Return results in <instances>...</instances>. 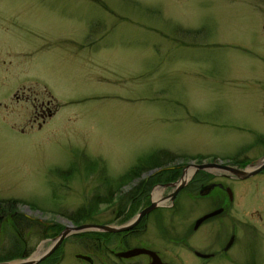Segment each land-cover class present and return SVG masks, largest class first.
<instances>
[{
  "label": "rangeland",
  "instance_id": "1",
  "mask_svg": "<svg viewBox=\"0 0 264 264\" xmlns=\"http://www.w3.org/2000/svg\"><path fill=\"white\" fill-rule=\"evenodd\" d=\"M32 100L51 110L39 127ZM263 152L264 0H0V200L34 224L66 226L97 195L111 201L92 222L107 224L115 199L140 188L134 205L143 204L153 183L176 181L196 159L244 163ZM133 165L142 170L120 177ZM255 177L232 183L240 209L187 241L212 205L191 180L170 203L156 189L166 211L135 243L174 264H264V173ZM229 229L236 239L223 253ZM91 231L75 232L84 244L68 237L60 264L91 261L74 252L121 264L104 236L90 248Z\"/></svg>",
  "mask_w": 264,
  "mask_h": 264
},
{
  "label": "flooded vegetation",
  "instance_id": "2",
  "mask_svg": "<svg viewBox=\"0 0 264 264\" xmlns=\"http://www.w3.org/2000/svg\"><path fill=\"white\" fill-rule=\"evenodd\" d=\"M42 107L44 108V110L42 109ZM38 110L40 111V113H38V111H35V113L33 114L35 118L42 116V115L44 116L45 115L44 112L48 111L47 107L43 105V102H40L38 106ZM205 159L206 158L203 157L200 160V162L204 164H208V163L213 164L219 161V160L218 161H213V160L205 161ZM263 159H264V152L263 154L257 156L256 158L249 160V161L247 160L244 163H228V164L234 166L236 169H246L247 171H249V170L256 168L263 161ZM220 163L225 164V162H220ZM153 169H155V167L151 168V170ZM158 171H160V168H158ZM179 173L181 176L183 173V170H180ZM261 173H264V167H262L257 172H255L254 174L246 178H240L238 176L231 175L224 169L216 168L213 166H206L202 170L201 169L196 170L192 174V176L188 179V181L191 180V185H193L194 187L192 191H194V194H196L195 197L197 198L200 197V198L209 200L208 202H206V205L207 204L208 206L212 205V208L208 209L207 211H204L203 213H201L200 215L196 216L193 219L192 225L187 230L185 240L187 241L188 238H190L200 226H202L203 224L207 223L210 220H213L214 218L222 217L223 216L222 214H224L225 212H229L230 208L237 207L238 209H240L241 199L238 197V193L240 190H242V188H239L238 191H236L233 184L237 185L239 183L248 182L246 180H249L251 178L253 180L256 178L255 176ZM154 176L152 175V177ZM212 177H216V179L215 180L209 179ZM198 178L199 180H196ZM134 181H137V180H134ZM174 182L175 181L173 179L170 180V178L168 179L166 178L164 179L163 182H156L155 184L153 183V186L147 193V196L144 197L145 202L138 206H135L134 204H136L137 202V199L139 196L138 192L140 188H138L137 192L132 195L121 196L115 199L116 202L114 206L116 207L115 209H111L110 211L111 213H113V216L109 224L118 226V225L123 224L124 222H129L130 220H132V218L136 217L143 208L149 206L151 202L153 201L154 197L152 198L151 196V194H153L152 193L153 189L154 190L159 189V190L165 191L164 195H167L170 198L168 199L170 203L171 198H173L176 195V192L178 191V189L176 188V184ZM197 183L198 185L197 187H195ZM202 188L206 189V192L203 195H199L198 190H201ZM216 192L218 193L215 196L216 197L215 200H213V196L216 194ZM187 194L189 196L193 195L190 192ZM144 195H145V192L142 193V197ZM247 196L249 197L250 195L247 194ZM165 198L166 197L163 198V196L161 197V193L159 191L157 193V198L155 199L161 203L162 199H165ZM252 201L249 204H251ZM170 206L172 207V204ZM162 209H165V208H161V205L157 204L156 206H153L152 209H149L146 213L142 214L139 217L138 221L134 225H131L129 228L125 230H121V231L104 232L103 234H105L104 237L106 238L105 239L106 243L109 244L108 252L112 254L115 257V259H117V261L120 262L121 264H123L124 261H128L129 264H152V263L155 264V260L152 256L150 257L143 253L133 255V256H128V257H123L119 255L120 252L127 251L134 247H142V248H146V249L154 251L155 254L159 257L161 262L165 264H174L172 261L165 259L158 250L145 246V245H140V242H138L139 245L135 243V240L138 241L140 237H143V234L147 231L149 222H151L152 225H156L158 223L159 216L163 213V211H166V209L165 210H162ZM212 212L214 213L212 214ZM209 213L211 214L205 217L202 221H200L195 226V222L200 216H203ZM16 214H17L16 210H13L10 212V210L7 209L2 212L0 208V263L14 261V260H21V259H25L28 257H31V258L39 257L40 258L41 254L46 252L49 246L55 243L58 235L65 228L64 225H55V224H46V223L34 224L33 219L31 217L28 218L27 216L26 217L24 216V217L25 219H27L26 221L29 223H26V224L11 223V224L3 225V222H5V220H7L8 217H9L10 222L12 221V219L15 220ZM165 234H168V233L165 232ZM223 234L220 238L219 243L222 240ZM70 235H72L73 243H77L78 245L81 244L80 232L78 233L71 232L65 235L50 253H48L46 256H44L43 258L39 260L37 259V261L34 264H60L61 260L64 258V251H63L62 246L68 243L67 239ZM170 236L172 235L170 234ZM31 238H33V240H30ZM235 239H236L235 231L230 230V233L227 239L225 240L223 246L221 247V251L225 253L228 248L232 247ZM97 240L98 238L94 234L90 239L91 249L96 247ZM114 242H117L118 248H116V246L114 245H111ZM228 242H229V245L225 247V245ZM32 244H33V247H32ZM191 252L194 256H197V257L199 256L196 255V252L202 253L195 249H191ZM79 254L80 253L74 252L73 253L74 259L73 258L72 259L81 260V257L77 256ZM202 254H208V256L205 258L213 256V253H202ZM90 259L92 262L90 261L88 262V264L93 263V260L91 257Z\"/></svg>",
  "mask_w": 264,
  "mask_h": 264
},
{
  "label": "water",
  "instance_id": "3",
  "mask_svg": "<svg viewBox=\"0 0 264 264\" xmlns=\"http://www.w3.org/2000/svg\"><path fill=\"white\" fill-rule=\"evenodd\" d=\"M206 166H213V167H216V168L224 169L225 171H227L231 175H235V176H238L240 178H246V177L254 174L255 172H257L262 167H264V159L256 168H254L252 170H249V171H247L246 169H236L234 166H231L229 164H222L220 162L213 163V164H211V163H208V164H204V163L193 164L194 170L203 169ZM179 181H180V183H179L177 189L179 187H181L184 184V182H185V180L181 179V177H180ZM205 192H206V189L202 188L201 190L198 191V194L199 195H203ZM154 205H155V203L152 202L149 206H147L144 209H142L132 222H130L129 224H125V225L119 226V227H113V226H109V225H106V224H94V223H82V224H79V225H72L70 222H67V225L65 226L64 230H62L60 232V234L58 235L57 240L55 241V243H53L49 247V249L45 253H43L42 256H40V258L39 257H36V258L28 257V258L21 259V260H14V261L4 262V263H0V264H34L37 261V259L39 260V259L43 258L44 256H46L48 253H50L57 246L58 242L65 235H67L70 231L97 230V231L113 232V231L125 230V229L129 228L131 225H133L134 223H136V221L139 219V217L142 214H144L146 211L151 209ZM213 213L214 212H212V214ZM210 214L211 213L203 215V216H200L196 220L195 226L200 221H202L205 217H207ZM227 246L228 245H226L225 247H227ZM141 253L146 254V255H148L150 257L152 256L154 258V260H155V264H165V263L160 262L159 258L157 257V255L153 251H151L149 249H146V248H142V247H135V248L129 249L127 251L120 252L119 255L123 256V257H128V256H133V255H137V254H141ZM196 254L200 255L202 257H207V254H200V253H197V252H196ZM77 256L81 257V258H84L86 260H90L87 256H83V255H77Z\"/></svg>",
  "mask_w": 264,
  "mask_h": 264
},
{
  "label": "trees",
  "instance_id": "4",
  "mask_svg": "<svg viewBox=\"0 0 264 264\" xmlns=\"http://www.w3.org/2000/svg\"><path fill=\"white\" fill-rule=\"evenodd\" d=\"M180 29V31H182V30H184V28H182V27H179ZM200 30H201V28H199V26L197 27V28H195V29H188V31H190L193 35H196V34H198L199 32H200ZM180 34H185L186 32H179ZM32 102V113H31V115L32 114H34L35 113V111H38V113H40V111L38 110V106H39V104L40 103H38V102H34L33 100L31 101ZM44 106L45 107H47V109H48V111L46 112H44L45 114H47V113H51V112H49V107H48V105H45L44 104ZM42 109L44 110V108L42 107ZM51 111V110H50ZM39 115V114H38ZM33 116V115H32ZM34 117V116H33ZM34 119H35V117H34ZM37 119H39V118H37ZM41 121V118L39 119V122ZM41 123V122H40ZM158 153H160V154H162L163 152L162 151H158V152H154V153H152V154H158ZM176 155H178V157H174V159H176V158H181V156H182V154H176ZM196 158H198L197 156H196ZM203 158V157H202ZM198 162H199V159H196ZM140 167V170H142L141 168H142V166H139V165H133L132 167H130L128 170H127V172H125V174L126 175H124V176H120V177H128L131 173H134V174H136V170H138V168ZM150 168H152V167H150ZM58 173H56V174H60V175H62V173L61 172H63V171H61V170H58L57 171ZM177 173H178V171H177ZM176 173V174H177ZM138 174V173H137ZM6 201H17L16 199H9V200H6ZM108 201H111V200H109V199H105V198H102V197H100L99 195H97L94 199H93V201L91 202V203H89L87 206H82V207H79V208H77L75 211H73V212H71V214L68 216V215H66L67 217H68V219L70 220V222L71 223H73V224H81V223H84V222H92V215L93 214H95V213H97L98 211H99V209H100V204L101 203H108ZM14 203V202H13ZM12 203V204H13ZM0 208H1V210H2V212L3 211H5V210H7V209H9L10 211H13V210H15V208L14 207H12L11 205H8V203H6V204H2V202H1V200H0ZM27 219H25V217L24 216H21L20 214H16V217H15V220H12L11 221V223H13V224H15V223H24V224H26V223H29V222H27L26 221ZM96 235L97 236V238H98V240H97V244H98V242H99V239H101V238H103L102 236H104L105 234H100V233H97V232H88V235H86L85 237H83V238H85V239H87V240H89V239H91V237L93 236V235ZM82 235V234H81ZM81 243H83L84 244V240L83 239H81Z\"/></svg>",
  "mask_w": 264,
  "mask_h": 264
},
{
  "label": "bare ground",
  "instance_id": "5",
  "mask_svg": "<svg viewBox=\"0 0 264 264\" xmlns=\"http://www.w3.org/2000/svg\"><path fill=\"white\" fill-rule=\"evenodd\" d=\"M192 171H193L192 166H189V167L185 168V170H183V173H182V175H181L182 178H183L184 180H186L187 178H189V176L191 175ZM155 192H156V190L154 191V195H153V197H154V198H157V194H156Z\"/></svg>",
  "mask_w": 264,
  "mask_h": 264
}]
</instances>
